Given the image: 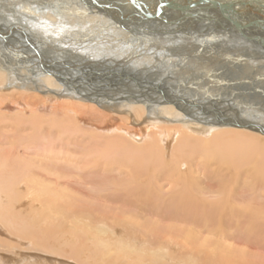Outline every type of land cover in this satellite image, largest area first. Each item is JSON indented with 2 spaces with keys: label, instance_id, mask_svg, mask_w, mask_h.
Instances as JSON below:
<instances>
[{
  "label": "bare ground",
  "instance_id": "obj_1",
  "mask_svg": "<svg viewBox=\"0 0 264 264\" xmlns=\"http://www.w3.org/2000/svg\"><path fill=\"white\" fill-rule=\"evenodd\" d=\"M263 234L264 0H0V264H264Z\"/></svg>",
  "mask_w": 264,
  "mask_h": 264
},
{
  "label": "rangeland",
  "instance_id": "obj_2",
  "mask_svg": "<svg viewBox=\"0 0 264 264\" xmlns=\"http://www.w3.org/2000/svg\"><path fill=\"white\" fill-rule=\"evenodd\" d=\"M44 27L45 26H41V28H43L44 29ZM195 26H187L186 28H182L181 29V31L182 32H185V31H189V30H192L193 28H194ZM168 31L169 30H167V29H161V34H157V35H155V36H153V38L152 37H148V39L149 40H151V41H156V42H158V43H164L166 40H175L176 38H174V36H172L171 34H169L168 33ZM178 33H176V35H177ZM183 37V36H182ZM169 38V39H168ZM227 41V43H230V41H229V39H226ZM15 47V46H14ZM8 49H12V47L11 46H9L8 45ZM252 53V52H251ZM253 54V53H252ZM222 78V77H221ZM227 78H229V77H227ZM212 81H214V80H212ZM80 136H81V134L80 133H78V136L77 137H75L74 138V140H77V141H82V138H80ZM58 149L60 150V147H58ZM73 177V178H72ZM74 177L75 176H71V178L69 179V181H74L75 179H76V177H75V179H74ZM47 179V181H49V182H51V180L53 181V182H51V183H54V184H52L53 185V187H55L56 189H59V191L61 192V178H58V179H55L56 177L53 175V176H48V177H46ZM50 178V179H49ZM40 180H42V179H40ZM60 183H59V182ZM84 181H85V183L86 182H88V179H84ZM81 182V181H80ZM58 183V184H57ZM56 185H60V187H56ZM237 187V186H236ZM83 189H85V186H83L82 187ZM264 235V234H263Z\"/></svg>",
  "mask_w": 264,
  "mask_h": 264
},
{
  "label": "water",
  "instance_id": "obj_3",
  "mask_svg": "<svg viewBox=\"0 0 264 264\" xmlns=\"http://www.w3.org/2000/svg\"><path fill=\"white\" fill-rule=\"evenodd\" d=\"M220 7H221V8H220L221 10H224V7H222V6H220Z\"/></svg>",
  "mask_w": 264,
  "mask_h": 264
}]
</instances>
